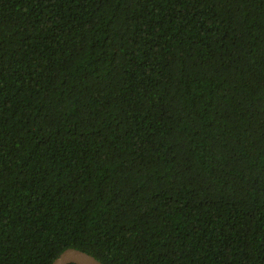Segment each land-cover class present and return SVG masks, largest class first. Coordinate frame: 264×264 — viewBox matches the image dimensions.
Instances as JSON below:
<instances>
[{"label": "trees", "instance_id": "trees-1", "mask_svg": "<svg viewBox=\"0 0 264 264\" xmlns=\"http://www.w3.org/2000/svg\"><path fill=\"white\" fill-rule=\"evenodd\" d=\"M264 264V0H0V264Z\"/></svg>", "mask_w": 264, "mask_h": 264}, {"label": "water", "instance_id": "water-1", "mask_svg": "<svg viewBox=\"0 0 264 264\" xmlns=\"http://www.w3.org/2000/svg\"><path fill=\"white\" fill-rule=\"evenodd\" d=\"M53 264H103L95 256L76 248H68L62 252Z\"/></svg>", "mask_w": 264, "mask_h": 264}]
</instances>
